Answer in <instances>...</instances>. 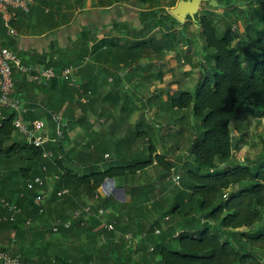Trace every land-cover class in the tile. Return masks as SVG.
Instances as JSON below:
<instances>
[{
  "label": "trees",
  "instance_id": "trees-1",
  "mask_svg": "<svg viewBox=\"0 0 264 264\" xmlns=\"http://www.w3.org/2000/svg\"><path fill=\"white\" fill-rule=\"evenodd\" d=\"M216 1L218 4L214 9L229 8L235 2H247ZM254 1L264 5V0ZM45 5L58 10L63 6L60 2H47ZM33 6L34 4L27 13L28 16L33 13ZM148 8L141 11L142 26L137 34L135 28L127 27L122 30L133 38L123 40L121 36L107 35L98 39L96 35L84 30L75 43L76 48L79 47L78 56L72 57L64 52L54 57L50 55L46 67H53L56 76L48 84L42 85H57L63 95L57 107L51 105L50 101L46 102V113L51 111L47 115L54 125V115L67 101L68 105L61 115L63 125L66 120L67 123L68 120L74 123L84 122L89 104L96 102L99 88L104 85L110 84V89L120 92L122 75L117 71H110L109 68L97 69L90 62L84 63L89 54H92L94 61L113 56L118 65L123 60L125 66H130L139 62L146 54H151L147 53L148 50L161 53L180 45L178 40L181 29L176 27L175 22L182 27L187 23H181L169 11L162 13L161 7ZM253 14L247 24L250 59H244L242 46L232 44L228 31L220 30L215 19V10L206 9L204 13L196 15L200 25V37L206 41L205 53L214 61L211 64L212 73L198 83L195 92L177 90L165 103L172 110L192 108L194 117L200 121L203 130L191 138L193 140L190 141L188 161L185 162L183 156L181 157L180 162L184 161L185 171L180 175V184L174 187L176 197L161 217L151 221L152 229L149 233L152 231L153 234L148 233L147 238L139 240L137 251H142V254L138 258L132 257L130 238L126 234H118L120 226L116 219L112 230L101 226L103 216H96V212L98 207L106 208L105 204L111 196H101L99 188L107 177L117 179L152 164L161 168V177L166 179L174 172L177 162L168 159L167 155L172 151L163 148L162 152L157 153L153 149L156 147L150 145L152 148L148 156L140 153L131 155L124 165H118L112 160L110 164H106L104 153L106 150H115V145L99 144L93 151L87 152V160L79 162L85 166L83 173H80L69 165V162L77 159L73 153L74 148L66 147L67 129L64 126L63 138L53 150L55 154L51 159L43 157L42 148L34 147L26 140L6 146L17 132L14 120L18 113L12 109H4L0 127V175L3 174L2 166L7 156L20 153L32 161L31 168L25 174L26 182L19 191H26V194L21 197L18 193L19 199L15 203L22 208V212L14 220H3L1 217L5 213H0V230L14 231L15 239L26 243V246L24 243L22 248L11 253L19 255L27 264H84L89 261L103 264H264V153L258 157L255 167L238 164L222 168L234 156L232 138L234 129L239 128L233 124L239 113L243 109L256 112L257 108H262V111L256 113L264 114V28L259 27L264 23V13L253 10ZM114 26L115 29L122 28L116 22ZM157 29L163 33L159 39L155 34ZM0 38L4 46L11 39L8 27L2 19ZM89 41L93 43L91 47L88 46ZM70 66L77 67L78 84L72 85L69 79L62 76L63 70ZM17 73H14L13 96L24 99L23 86L28 79L21 75L22 84L18 85ZM103 74L106 76L105 80L99 78ZM71 89L77 100L73 97L65 98V94ZM81 95L89 99L88 103L78 101ZM29 107L33 109V105ZM73 107L79 108V113H72ZM23 117L30 122L43 118L42 114L31 110L24 113ZM138 124L139 122L134 130L135 136L141 135ZM47 148L49 149L48 146ZM44 165L48 166V170L43 169ZM30 171L32 174H29ZM48 174H58L59 178L53 184L50 197L42 205L44 211L40 212V207L34 200L38 189L29 192L26 185L35 176L44 177ZM232 186L238 187L228 191ZM44 187L47 188V185ZM65 189L68 192L58 195ZM145 190L146 196H141L144 198L140 202L141 208L150 200L149 192ZM0 191L4 196L1 186ZM83 195L89 198L88 202L83 200ZM54 203L67 205V212L69 208L72 209L66 213L67 207H64L65 210H60L51 222L36 224L35 221L40 219L37 216H44ZM88 205L94 212L84 224L80 219L69 228L60 226L58 231L53 230L58 218L70 219L75 210ZM167 216L169 219L166 220ZM29 218L31 222L27 224ZM156 228H159L158 233L155 232ZM143 230V225H140L138 236ZM82 235V239L77 238ZM149 248L152 251L147 254Z\"/></svg>",
  "mask_w": 264,
  "mask_h": 264
},
{
  "label": "crops",
  "instance_id": "crops-1",
  "mask_svg": "<svg viewBox=\"0 0 264 264\" xmlns=\"http://www.w3.org/2000/svg\"><path fill=\"white\" fill-rule=\"evenodd\" d=\"M144 1L33 0L34 11L30 16L27 15L28 12L22 10L14 11L9 25L16 33L15 35L11 34L8 28V34L11 39L8 40L5 46L15 52L24 64L35 69H40L47 66L50 55L54 57L64 52L66 55L78 56L79 47L76 48L75 43L84 30L96 35L98 39L104 38L107 35H115L121 36L124 40V38L131 37L127 36L126 32H122L127 27L135 28V34H137L142 26L140 19L141 11L149 9L147 5L151 0ZM154 1L157 2V0ZM47 2H60V4H63L62 9L58 10L53 6L49 7L45 5ZM38 4L39 7L37 6ZM71 4H74V6L72 7ZM167 6L170 5L166 4L165 7L167 8ZM115 22L121 25L122 28L115 29ZM92 44V41H89L88 46L91 47ZM149 52H152V50H148L147 53ZM151 54H146L139 62H134L130 66H125L123 60H120L118 65L117 61L113 60V56H110L109 59L108 57H104L95 61L92 54L85 57L84 63L90 62L97 69L103 67L105 69L109 68L110 71L119 72L122 75V83L120 92L116 89H110V84L99 88L96 102L89 104L87 118L84 122L74 123L68 120L67 123L65 119L64 127L67 129L65 144L67 149L74 148L73 153L77 159V161L73 160V162H69V165L74 170L83 173L85 166L81 165V163L79 164V162L87 160V152L93 151L96 145L99 144L115 145L116 149L106 150L104 156L110 154L111 158L114 159L116 157L112 161L118 165H124L133 155H139L143 152H139V150L141 147L145 148L147 142H150V145H152L155 135L159 131L162 138V147H168L172 151L167 155L168 159L180 162L182 155L185 152L187 153L184 146L187 143L188 136L186 134L185 123L180 118L181 115L175 117V119L173 118L172 122L168 125V121H163L165 117L168 119V114L166 113L169 112L170 108L165 101L169 98V91L165 90L163 92L159 90L160 93H164L161 95L151 89L146 91V85H143L146 83L149 86L151 85V88L155 87L156 90L154 78L161 80L162 73L160 70L167 66L166 60L160 59L157 63V59L148 57ZM169 56L167 55V57ZM154 65L159 66L157 73H154L156 70L150 71ZM21 75V73H17L16 75L18 85L22 84ZM99 78L105 80L106 76L103 74ZM46 87L36 82L27 81L23 86V96L24 100L27 99L28 105H33V112L42 114V119L49 126L48 133L53 134L55 125L47 115L51 111L46 113V102L50 101L51 105L57 107L59 105L58 101L63 95L57 85ZM170 92L173 94L172 90ZM65 95V98L69 99V97H73V99L77 100V96L76 94L74 95L72 89L68 90ZM163 96L165 99L161 100L160 98ZM155 98L159 99L154 100ZM67 103L62 106L57 114L62 115L68 105ZM146 104L147 108L145 109ZM174 110L178 112V109ZM73 112L79 113V108L73 107ZM95 116L100 119L97 121L98 123L93 124L92 120ZM137 121L139 122V128H146V130L140 129L141 135L135 136L134 130L136 129ZM156 123L161 124L157 125ZM165 126L168 131L163 129ZM166 132L169 133L167 134ZM22 140H26V138L17 131L5 145L7 146L13 142H20ZM173 146L176 148V154L173 153ZM153 149L157 150V153L163 151V149ZM6 158L2 166L3 174L0 175V186L2 187L3 197L8 201L16 203L19 199L18 193L26 182L25 174L28 172L27 169L31 168L32 161L26 159L20 153L10 157L7 156ZM183 160L185 161V158ZM102 165L103 163L100 164V167ZM154 166L155 164H152L145 169L129 173L127 176L114 178V187L110 184L111 186L108 188L102 186V189H99L101 196H111L105 204L106 215L102 218L103 222L107 221L115 224L116 219L120 226L118 234H126V237L130 238L131 244L139 243V240L148 237L149 230L152 229L151 221L161 217L169 209L177 194L176 188H174L177 184L173 182L172 178L178 174L172 173L171 176L164 179L161 177L160 171L157 173L152 171L154 170ZM29 174H32V172L30 171ZM53 187V183H47V188L44 189L46 200L50 197ZM145 189L149 192L150 200L141 208L140 202L144 199L141 196H146ZM83 200L88 202L89 198L83 195ZM64 207H67V205L54 203L44 216H37L40 219L35 221V223L44 224L51 222L60 210H65L63 209ZM71 209L69 208L67 212V207L66 213H69ZM0 213L7 214L1 204ZM165 219H169L168 216ZM140 225H143L144 230L138 236V227ZM162 225L164 226V224ZM155 232L158 233L159 228H156ZM149 234H153V232L151 231ZM24 243L15 239L14 231L0 230V248L4 247L6 248L5 250L11 252L12 248L16 250L22 248Z\"/></svg>",
  "mask_w": 264,
  "mask_h": 264
},
{
  "label": "rangeland",
  "instance_id": "rangeland-1",
  "mask_svg": "<svg viewBox=\"0 0 264 264\" xmlns=\"http://www.w3.org/2000/svg\"><path fill=\"white\" fill-rule=\"evenodd\" d=\"M176 1L177 0H157V2L153 1L150 4L148 3L147 6L161 7L163 8L161 9L162 13L166 14L171 7H174L176 5ZM209 3L208 0H205L196 15L204 13L206 9L215 10V19L220 30L225 32L228 31L232 38V44L242 46L244 50V59H246L247 57L249 58L248 52L251 47L247 38V35L249 33L247 24L249 23L250 18H252V16L254 15L253 10H258L259 13H264V5L259 4L254 0H247V2L244 1L243 3L235 2L229 8L214 9L217 6H211ZM166 4L170 6H167L166 8ZM173 4L175 5L173 6ZM257 20L261 21L260 19ZM185 23H187L186 26L182 27V25H179L178 22H175L176 27H180L181 29V35L179 36L180 39L178 40L180 41V45H175V47L172 49L168 48L166 52H161L160 54L159 52L152 51L151 53L153 54L148 56L153 59H157V63L160 59L166 60L167 66L163 67L164 69L160 70V72L162 73L161 80H158V78H154V83L157 87L156 90L155 87L151 88V85L149 86L148 84L144 83L143 85H146V91L151 89L154 90L155 93L162 95L164 93H160L159 90H162L163 92H165V90H168L169 96L172 95V92H170V90H172L173 93L181 89L189 90L190 92H195L198 83L206 76L211 75V64L214 63V61L210 59L205 53L204 47L206 41L205 39L200 37V25L196 18L193 19L191 17L187 19ZM259 27L264 28V23L262 22ZM156 32V37H158L159 39V37L163 35L162 30L157 29ZM167 55L170 56L167 57ZM158 68L159 66L154 65V67H152L150 71L156 70L154 73H157ZM163 98L164 96L160 99L162 100ZM158 99L159 98H155L154 100ZM146 108L147 104L145 105V109ZM183 110H178V112H176L174 109H169V112H167L166 114H168V117H170L169 119H166L165 117L163 121H168L167 124H169L170 122H172L173 118L175 119V117L181 115L180 118L183 120V123H185L186 134L188 136L187 143L184 146V149L187 150V153L185 152V154L182 155L185 158V162H187L189 159L190 141L193 140L191 138H194L195 133L197 134L198 132H201L203 130V127L200 124V121L194 117L192 108ZM258 111H262V108H257L256 112ZM256 112L249 111L248 109H243V111L239 113L235 123L233 124L235 127L239 128L234 129V135L238 136L234 156L223 166L220 165L222 166V168L238 164H250L255 167L256 162L259 161L258 157H261L264 153V114H259ZM99 119L100 118H97V116L93 117V124L98 123L97 121ZM136 123H138V121ZM156 124L159 125L161 123ZM140 129L146 130V128L142 127H140ZM163 129L168 131L166 126ZM166 133L168 134L169 132ZM150 144V142H147L145 148L141 147L139 152L143 151L141 153H144V155L148 156L150 149L152 148H150ZM152 145H154V147L158 148L159 150L163 149L160 131L155 135V139L153 140ZM172 150L174 154L177 153L175 146H173ZM111 160H113V158L107 159L106 164H110ZM183 163L176 162L174 172L172 171V173H177L182 176V173L185 171ZM152 171L157 173L161 171V168L155 165L154 170ZM237 187L238 186H232L230 189H228V191L236 189ZM162 222L166 225L165 221L162 220ZM83 237L84 235L78 236L77 238L82 239ZM137 244L138 243L131 244V253L133 254V258H138V256L142 254V251H137ZM14 249L15 248H12V253L16 252V249ZM151 251L152 249L149 248L147 254Z\"/></svg>",
  "mask_w": 264,
  "mask_h": 264
},
{
  "label": "built area",
  "instance_id": "built-area-1",
  "mask_svg": "<svg viewBox=\"0 0 264 264\" xmlns=\"http://www.w3.org/2000/svg\"><path fill=\"white\" fill-rule=\"evenodd\" d=\"M33 0H0V19H2L5 25L10 29V33L15 35V30L11 28L10 21L15 10H22L24 12H29ZM18 72L25 75L28 81L36 82L38 84H48L55 76L56 72L53 67H42L40 69H35L29 65L22 62V59L11 49L2 45L0 38V127L1 119L4 115V109H12L18 113V116L14 120V126L19 133H21L27 140V142L34 147L43 149V157L46 159H51L54 156V149L59 145L61 139L63 138V122L61 115L55 114L54 120L56 121L55 129L53 134L48 133L49 126L44 119H35L33 121H27L24 119L23 114L27 113L29 110L33 112L28 105V103L19 97L13 96V90L15 86V76L14 73ZM77 67L70 66L63 70L62 76L69 79L70 84L75 85L77 83ZM81 103H88L89 99L81 95L78 98ZM49 147V149L47 148ZM105 158L110 159L111 155L106 154ZM44 170H48V166H43ZM59 178L58 174H48L44 177L37 175L34 179L30 180L26 185L27 191H33L38 189L36 194H34L35 203L40 207L39 211L43 212L44 208L42 205L46 200V195L44 193V186L55 182ZM173 182L177 185L180 184V175H174L172 178ZM54 186V185H53ZM39 187V188H38ZM102 189V186H101ZM68 192L67 189L58 193L64 194ZM26 191L20 192L19 196H24ZM100 194V193H99ZM98 196V195H96ZM0 204L6 210V215H3L1 219L3 220H14L18 213L22 212V208L8 201L5 197L1 195L0 191ZM93 208L88 205L83 209H77L74 211L72 218L62 219L58 218L54 225L53 230L58 231L59 227L69 228L75 221L82 219L81 223L84 224L85 220L93 214ZM85 217H84V216ZM106 209L98 207L96 216H105ZM31 222L29 218L27 224ZM107 230L114 229V223L104 221L101 225ZM0 264H27L19 255L12 254L11 252L0 248ZM84 264H103L95 261H89Z\"/></svg>",
  "mask_w": 264,
  "mask_h": 264
},
{
  "label": "water",
  "instance_id": "water-1",
  "mask_svg": "<svg viewBox=\"0 0 264 264\" xmlns=\"http://www.w3.org/2000/svg\"><path fill=\"white\" fill-rule=\"evenodd\" d=\"M205 0H179L176 5L169 9V13L172 14L175 18H177L181 23L187 21V18L190 16L191 18L195 19L196 14L201 8ZM210 5L217 6L216 0H210ZM237 135H233L232 138V150L235 151L237 145ZM114 177H107L102 186L105 188L108 184H111L113 187L115 186Z\"/></svg>",
  "mask_w": 264,
  "mask_h": 264
},
{
  "label": "bare ground",
  "instance_id": "bare-ground-1",
  "mask_svg": "<svg viewBox=\"0 0 264 264\" xmlns=\"http://www.w3.org/2000/svg\"><path fill=\"white\" fill-rule=\"evenodd\" d=\"M111 185L110 184H108L106 187H110Z\"/></svg>",
  "mask_w": 264,
  "mask_h": 264
},
{
  "label": "clouds",
  "instance_id": "clouds-1",
  "mask_svg": "<svg viewBox=\"0 0 264 264\" xmlns=\"http://www.w3.org/2000/svg\"><path fill=\"white\" fill-rule=\"evenodd\" d=\"M101 186H102V185H101ZM99 189H101V187H100Z\"/></svg>",
  "mask_w": 264,
  "mask_h": 264
},
{
  "label": "flooded vegetation",
  "instance_id": "flooded-vegetation-1",
  "mask_svg": "<svg viewBox=\"0 0 264 264\" xmlns=\"http://www.w3.org/2000/svg\"><path fill=\"white\" fill-rule=\"evenodd\" d=\"M190 17V16H189ZM187 19H189V18H187Z\"/></svg>",
  "mask_w": 264,
  "mask_h": 264
}]
</instances>
